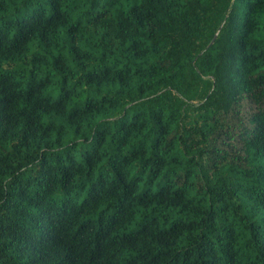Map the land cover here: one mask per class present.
I'll use <instances>...</instances> for the list:
<instances>
[{
    "label": "trees",
    "instance_id": "1",
    "mask_svg": "<svg viewBox=\"0 0 264 264\" xmlns=\"http://www.w3.org/2000/svg\"><path fill=\"white\" fill-rule=\"evenodd\" d=\"M0 264H264V0H0Z\"/></svg>",
    "mask_w": 264,
    "mask_h": 264
}]
</instances>
